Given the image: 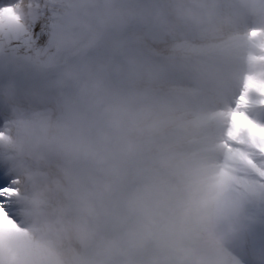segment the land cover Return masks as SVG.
I'll list each match as a JSON object with an SVG mask.
<instances>
[{"label":"clouds","instance_id":"9594fccd","mask_svg":"<svg viewBox=\"0 0 264 264\" xmlns=\"http://www.w3.org/2000/svg\"><path fill=\"white\" fill-rule=\"evenodd\" d=\"M10 6L0 58L23 45L55 79L0 85V160L19 181L6 264H264V179L227 135L245 77L264 78L249 38L264 0ZM249 115L264 122V108Z\"/></svg>","mask_w":264,"mask_h":264},{"label":"snow or ice","instance_id":"6c2138e0","mask_svg":"<svg viewBox=\"0 0 264 264\" xmlns=\"http://www.w3.org/2000/svg\"><path fill=\"white\" fill-rule=\"evenodd\" d=\"M5 19L9 21L15 19L14 9L10 4L0 7V20ZM262 35L264 33L257 29L249 33L250 40L256 41L255 46L261 53L259 56L250 57L253 63H264V39H258ZM253 96L257 99L253 100ZM253 107L264 108V78L249 75L245 77L234 107L229 112L230 126L227 135L230 141L241 149L237 153L239 158L256 168L257 174L264 179V168L257 167L252 156L242 151L247 147L264 160V122L249 115V110ZM4 124L5 122H0V126ZM3 137L4 133L0 132V139ZM228 147L231 150V145ZM18 182V178L10 174L5 162L0 160V243L5 231H19V206L14 199L19 196V189L14 186ZM0 264H6L2 253H0Z\"/></svg>","mask_w":264,"mask_h":264},{"label":"bare ground","instance_id":"6f19581e","mask_svg":"<svg viewBox=\"0 0 264 264\" xmlns=\"http://www.w3.org/2000/svg\"><path fill=\"white\" fill-rule=\"evenodd\" d=\"M48 32L49 23L48 19L45 18L39 23V28L36 27V25L34 26L31 38L32 44L37 48L44 47L48 40ZM5 57L6 60L4 61L11 70L16 71L20 76L29 79V82H24V85H22L23 89L43 87L44 84L49 85L52 83L51 78L55 76V72L45 75V72L37 70V68L27 60L23 51V45L15 47L13 52L8 51L5 54ZM31 84L32 86L30 87L29 85Z\"/></svg>","mask_w":264,"mask_h":264},{"label":"rangeland","instance_id":"374dc122","mask_svg":"<svg viewBox=\"0 0 264 264\" xmlns=\"http://www.w3.org/2000/svg\"><path fill=\"white\" fill-rule=\"evenodd\" d=\"M46 19H48V18H46ZM36 27L39 28V23L36 24ZM13 50H14V48L11 49V50H9V51H12V52H13ZM20 52H21V51H20ZM9 53H11V52H9ZM20 56H22V55H20ZM46 74L49 75V74H50V71H48ZM54 79H55V76H53V77L51 78L52 82L54 81ZM45 86H48V85L44 84L43 87H45Z\"/></svg>","mask_w":264,"mask_h":264}]
</instances>
